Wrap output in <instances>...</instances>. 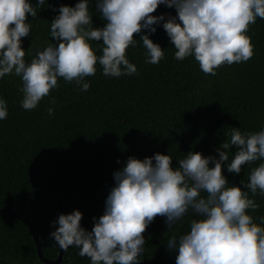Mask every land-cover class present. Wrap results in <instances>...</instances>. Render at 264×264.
Listing matches in <instances>:
<instances>
[{
  "label": "trees",
  "instance_id": "1",
  "mask_svg": "<svg viewBox=\"0 0 264 264\" xmlns=\"http://www.w3.org/2000/svg\"><path fill=\"white\" fill-rule=\"evenodd\" d=\"M29 2L36 4V0ZM77 2L45 0L37 18H28L31 33L22 39L26 62L30 63L37 49L54 43L50 22L59 7H74ZM89 11L93 27L102 28L104 21L95 0H90ZM153 15H163L166 20L176 13L174 8L160 5ZM162 24L149 36L164 50V59L158 64L145 63L146 49L135 35L136 46H129L126 58L135 65L136 74L108 77L97 62L96 74L85 77L90 83L86 92L59 78L58 87L33 110L21 107L19 77L0 78V98L6 101L8 111L7 118L0 120V209L30 223L43 258L58 257L60 248L50 233L58 227L54 222L60 214L78 210L81 227L91 231L93 218L103 214L114 186L113 173L125 166L128 157L143 160L155 153L169 155L175 168L189 151L218 159L216 149L230 141L231 128L264 130V19L257 18L247 32L253 56L217 68L214 76L203 73L192 56L176 60V49ZM89 43L97 56L102 55V41ZM49 107L54 108L51 116ZM227 151L225 166L233 159L235 148ZM260 163L264 160L242 165L239 175L224 167L228 186L242 187L240 181L247 183L251 170ZM249 198L259 208L247 214L264 227L257 219L264 217V195L257 191L254 197L249 193ZM193 219L200 217L189 210L168 231L164 218L157 217L143 234L146 243L141 264H175L176 253L166 249L167 241L172 235L186 233ZM0 264H46L37 254L27 225L7 214H0ZM59 264L91 261L70 246Z\"/></svg>",
  "mask_w": 264,
  "mask_h": 264
},
{
  "label": "clouds",
  "instance_id": "2",
  "mask_svg": "<svg viewBox=\"0 0 264 264\" xmlns=\"http://www.w3.org/2000/svg\"><path fill=\"white\" fill-rule=\"evenodd\" d=\"M89 4L90 0H79L74 7L60 6L50 22L54 43L37 49L28 63L22 39L31 33L28 18H37L45 0H36L35 6L29 0H0V78L21 79L23 109H35L58 87L59 78L86 92L90 83L85 77L96 74L97 62L108 77L136 74L126 58L129 46H136L135 35L146 49L145 63L158 64L164 50L149 36L161 22L176 49L175 59L192 56L203 73L214 76L217 68L253 56L247 32L257 18L264 19V0H95L104 21L102 28H95ZM160 5L174 8L176 15L166 20L153 15ZM142 31L146 34L140 35ZM89 41H102V55L95 54ZM47 111L51 116L54 108ZM7 115V103L0 98V120ZM229 135L230 141L216 149L218 159L189 151L174 168L169 155L128 157L113 173L114 186L103 214L93 218L91 231L81 227L82 213L74 210L58 216L51 238L63 251L77 247L91 264H141L143 234L155 219L164 218L171 231L192 210L200 219L191 220L186 233L167 241L166 249L176 253L175 264H264V227L247 214L259 208L249 193L264 195V163L251 170L247 183L240 181L242 187L228 186L223 175L224 167L239 175L242 165L264 160V130L231 128ZM232 147L233 159L225 166ZM257 219L264 224V217Z\"/></svg>",
  "mask_w": 264,
  "mask_h": 264
},
{
  "label": "water",
  "instance_id": "3",
  "mask_svg": "<svg viewBox=\"0 0 264 264\" xmlns=\"http://www.w3.org/2000/svg\"><path fill=\"white\" fill-rule=\"evenodd\" d=\"M0 214H7V215H11L13 217H17L19 220H21L22 222H24L27 225L28 229L30 230L33 242L35 243L37 254H38L39 258H41L44 263H46V264H59L61 262L62 254L64 252L61 249L58 253L57 259L48 260V259L43 258L42 254L40 252V244H39L38 236L28 221H26L25 219H23L20 216H17L14 212L8 211L6 209H0Z\"/></svg>",
  "mask_w": 264,
  "mask_h": 264
}]
</instances>
